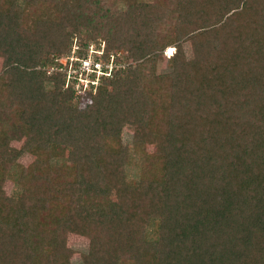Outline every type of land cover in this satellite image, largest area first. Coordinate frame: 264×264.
I'll return each instance as SVG.
<instances>
[{
	"label": "trees",
	"instance_id": "obj_1",
	"mask_svg": "<svg viewBox=\"0 0 264 264\" xmlns=\"http://www.w3.org/2000/svg\"><path fill=\"white\" fill-rule=\"evenodd\" d=\"M20 1L0 0V264H72L70 233L83 264H264V0ZM170 46V73L143 70ZM127 126L154 148L137 182Z\"/></svg>",
	"mask_w": 264,
	"mask_h": 264
},
{
	"label": "rangeland",
	"instance_id": "obj_2",
	"mask_svg": "<svg viewBox=\"0 0 264 264\" xmlns=\"http://www.w3.org/2000/svg\"><path fill=\"white\" fill-rule=\"evenodd\" d=\"M22 1V0H21ZM20 1V6L23 5V3ZM137 5L143 8L149 7L151 5L155 6H173V1L171 0H135ZM105 5L108 9L112 11L116 10H124L126 8V4L123 0H107L105 1ZM23 7V6H22ZM101 44L102 48H104L105 43L103 41H99L98 43L93 42L90 45V56L94 58L96 56L95 53H93V50H96V47ZM184 48L186 49L188 55L191 54V43L189 41H186L184 43ZM176 52V48L173 46L167 47L161 57L157 60L155 64H145L143 66V70L147 73H155V74H168L172 71L173 68V55ZM65 58H61L60 62L65 64L66 63ZM133 66L138 65L135 61H130ZM49 70H52L50 67ZM133 128L127 126L123 130V135L121 138V144L124 147L129 146V150L126 151L123 154V160L126 167V180L127 181H139L142 177H148L151 174L150 167V158L149 155L153 152L154 148L152 145L145 147L143 153L136 154L134 151L130 148L132 143V137H133ZM22 144V141L18 138H14L12 140V146L16 148H20ZM33 156L29 154H23L19 157V161L27 166L33 161ZM54 165H61L65 164L66 160H55L53 161ZM5 190L10 195H18L19 190L16 185H14L13 182L8 181L5 185ZM147 235L148 238L152 241L157 239L159 235V221L158 220H152L151 223L148 226L147 229ZM66 245L67 247L73 252V257L71 258L72 264H83L82 263V255L87 253L90 248V240L86 237L76 235L73 233H70L66 238Z\"/></svg>",
	"mask_w": 264,
	"mask_h": 264
},
{
	"label": "built area",
	"instance_id": "obj_3",
	"mask_svg": "<svg viewBox=\"0 0 264 264\" xmlns=\"http://www.w3.org/2000/svg\"><path fill=\"white\" fill-rule=\"evenodd\" d=\"M101 53V52H99ZM71 60H76L74 58H71ZM73 67V66H72ZM108 67V66H107ZM111 67V66H109ZM71 74H77L79 78V83H83L85 87L89 85L90 79L89 75L95 73L97 75L96 80L93 82L94 84H97V81L99 77L104 74L103 71V64L99 62H95L92 56H89L87 59L81 61V66L78 70L76 69H71L70 70ZM83 73L86 74L85 77H83ZM77 86L80 87V84Z\"/></svg>",
	"mask_w": 264,
	"mask_h": 264
}]
</instances>
